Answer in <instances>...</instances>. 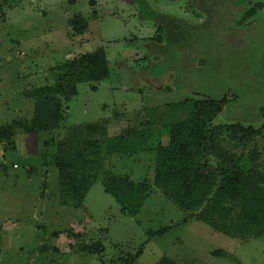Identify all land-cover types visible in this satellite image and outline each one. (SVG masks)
Instances as JSON below:
<instances>
[{"label":"rangeland","instance_id":"374dc122","mask_svg":"<svg viewBox=\"0 0 264 264\" xmlns=\"http://www.w3.org/2000/svg\"><path fill=\"white\" fill-rule=\"evenodd\" d=\"M91 1L0 0V126L30 117L36 102L30 92L56 85L69 58L100 48L107 52L110 78L78 85L56 134L109 120V136H115L128 124L150 121L166 144L163 125L190 116L188 99L225 95L230 101L216 124L261 125L264 5L250 18L245 11L264 0ZM78 13L89 21L82 35L69 21ZM161 23L170 24L174 40L152 39ZM53 135L18 132L14 144L0 142L6 168L0 171V264H156L164 256L180 264H264V238L239 240L201 221L181 223L189 213L154 187L155 151L113 153L105 163L106 171L150 181L153 190L137 214L122 212L105 190L103 174L83 204L74 205L55 165L56 148L42 154ZM222 145L240 153L253 148L226 139ZM255 145L264 170V138ZM99 243L101 254L80 250ZM219 249L229 254L215 256Z\"/></svg>","mask_w":264,"mask_h":264},{"label":"trees","instance_id":"16d2710c","mask_svg":"<svg viewBox=\"0 0 264 264\" xmlns=\"http://www.w3.org/2000/svg\"><path fill=\"white\" fill-rule=\"evenodd\" d=\"M95 1H91L93 6ZM263 5L262 2L250 5L245 17L254 16ZM96 14L97 10L93 15ZM69 21L78 35L89 28V21L82 14H76ZM169 25H156L157 35L152 39L158 43L166 38L174 40L176 32H172ZM59 70L56 85L30 92L36 98L30 117L26 115L0 126V142L9 140L14 144L18 132L54 134L42 144V154L45 158L48 149L56 148L55 165L61 172V183L71 203L82 205L91 186L103 174L105 190L117 199L122 212L137 214L153 190L150 181L106 171L105 163L113 153L132 155L155 151L154 187L189 213L181 223L201 221L239 240L264 238V170L259 160L261 152L255 145L257 139L264 138V108L261 125L216 124L215 119L230 101L227 95L219 99H188L190 116L163 125L169 137L166 144L162 142V132L158 133L155 128L156 122L150 121L128 124L115 136H109V120L75 125L60 135L56 133L66 119L65 102L77 95L80 83L110 78L111 68L106 50L100 48L69 58ZM155 133L159 136L156 143H152ZM224 139L243 149L251 145L253 148L240 153L223 146ZM5 169L1 164L0 171ZM170 228L151 231V237L162 235ZM80 250L101 254L104 246L101 243L83 245ZM141 254L142 249L136 257ZM213 254L227 256L229 253L219 249ZM156 264L180 263L164 256Z\"/></svg>","mask_w":264,"mask_h":264},{"label":"built area","instance_id":"2783aa9c","mask_svg":"<svg viewBox=\"0 0 264 264\" xmlns=\"http://www.w3.org/2000/svg\"><path fill=\"white\" fill-rule=\"evenodd\" d=\"M16 166V165H15Z\"/></svg>","mask_w":264,"mask_h":264}]
</instances>
